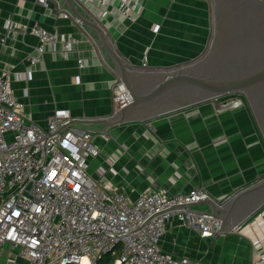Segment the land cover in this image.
Listing matches in <instances>:
<instances>
[{"label":"crops","instance_id":"1","mask_svg":"<svg viewBox=\"0 0 264 264\" xmlns=\"http://www.w3.org/2000/svg\"><path fill=\"white\" fill-rule=\"evenodd\" d=\"M71 1L102 26L132 69L166 70L196 60L211 35L208 0H138L133 20L118 9L97 19L94 4ZM47 2L0 0V30L8 32L0 45V74L9 73L14 96L35 123L44 126L50 112L66 108L77 120L75 128L99 133L102 124L83 120L104 119L116 110L111 88L117 75L95 32L77 20L64 0ZM35 25L56 34V42L43 44L41 52L39 39L28 31ZM69 38L76 42L67 50L62 40ZM30 57L39 60L31 64ZM27 70L31 78L20 79ZM217 106L208 100L109 128L93 141L99 154L90 160L89 174L131 198L144 191L188 192L198 186L215 201H224L264 176V143L248 106ZM160 245L168 254L211 264H250L252 256L264 258V206L237 231L215 238H202L173 219ZM8 257L0 250L1 260Z\"/></svg>","mask_w":264,"mask_h":264},{"label":"built area","instance_id":"2","mask_svg":"<svg viewBox=\"0 0 264 264\" xmlns=\"http://www.w3.org/2000/svg\"><path fill=\"white\" fill-rule=\"evenodd\" d=\"M87 1L97 7V19L118 9L133 20L139 5L138 0ZM37 2L48 5L47 0ZM28 31L39 39L40 52L43 44L56 42V34L40 26ZM7 38L8 32L0 30V45ZM75 42L62 40L67 50ZM38 60L29 58L31 64ZM77 67L83 68L81 59ZM30 78L29 70L20 75ZM111 91L116 109L130 102L120 80ZM212 101L219 110L247 106L242 94ZM72 120L68 109L55 108L44 126L35 123L14 96L9 73L0 74V250L9 255L0 264H99L102 259L105 264H211L168 254L160 245L173 219L202 238L223 234L217 219L171 209L208 197L207 191L196 186L188 192L144 191L131 198L107 188L88 172L90 160L99 154L93 141L105 134L75 128ZM250 264H264V258L252 256Z\"/></svg>","mask_w":264,"mask_h":264},{"label":"water","instance_id":"3","mask_svg":"<svg viewBox=\"0 0 264 264\" xmlns=\"http://www.w3.org/2000/svg\"><path fill=\"white\" fill-rule=\"evenodd\" d=\"M64 1L77 20L95 32L99 48L131 97L107 118L83 120L102 124L99 133L122 123L145 121L204 101L242 94L264 143V0H211L213 33L206 51L171 70L128 67L102 26L78 12L71 0ZM198 206L208 209L196 210ZM263 206L264 176L222 202L208 196L171 209L217 219L220 232L233 233Z\"/></svg>","mask_w":264,"mask_h":264},{"label":"rangeland","instance_id":"4","mask_svg":"<svg viewBox=\"0 0 264 264\" xmlns=\"http://www.w3.org/2000/svg\"><path fill=\"white\" fill-rule=\"evenodd\" d=\"M209 4H210V8H211V11H210V22H211V35H210V38H209V41H208V45L211 41V38H212V33H213V9H212V3H211V0H208ZM207 45V47H208ZM207 49V48H206ZM174 67H171V68H168L166 70H171L173 69ZM147 70H151V69H147ZM99 264H105V259H102Z\"/></svg>","mask_w":264,"mask_h":264}]
</instances>
